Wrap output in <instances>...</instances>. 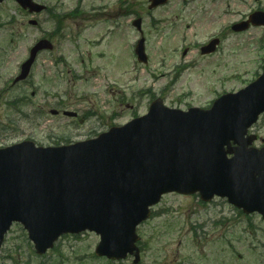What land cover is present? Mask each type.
<instances>
[{
  "label": "rangeland",
  "instance_id": "374dc122",
  "mask_svg": "<svg viewBox=\"0 0 264 264\" xmlns=\"http://www.w3.org/2000/svg\"><path fill=\"white\" fill-rule=\"evenodd\" d=\"M48 1L51 7L57 5V0ZM64 1L68 7L74 5L73 0ZM144 1L131 0V3L137 5L142 12L140 16L145 19L151 64L144 66L134 58L130 64L128 44L139 37L131 26L110 36L108 29L113 24L87 21L84 41L77 43L72 37L60 43L56 39L54 52L42 53L31 87H16L11 93L10 86H6L9 89L0 96V147L24 140L51 146L94 138L112 126L145 114L158 97L167 106L184 111L190 107H209L213 98L245 88L263 72L264 49L261 50L259 43L264 33L262 28L227 32L223 39L224 55L202 56L201 47L197 46L205 43L207 35L217 32L225 21L238 22L243 14L257 8L258 3L253 6L250 0H243L247 5L236 9L241 15L225 16L213 25L206 19L210 15L205 14L207 3L204 1L195 4L196 10L179 11L177 16H172L169 10H160L154 15L172 16L175 20L178 17V27L174 30L167 24L156 31L145 17L147 6L141 7ZM86 2L84 7L98 4L95 0ZM260 2L259 7L264 0ZM222 8L220 5V11ZM220 11L212 12L211 16L218 17ZM70 29L65 31L69 34ZM49 30H53L52 26ZM30 32L29 37L17 39V45L12 48L8 43L14 38L11 29L7 33L3 30L2 44L10 55L2 58V62H8L0 67V91L14 77L17 63L27 57L28 46L42 37L35 29ZM71 33L79 34L75 28ZM79 45L83 48V57L77 52ZM186 49L188 52L184 55ZM14 94L31 98L19 104L20 111L6 105ZM42 110L43 115H39ZM53 110L60 115H53ZM64 110L76 112L80 117L90 116L81 122L79 117L62 115ZM252 133L258 135L254 146L264 144V117ZM154 211L157 216L139 229L146 247L141 264H264V221L259 215L248 219L223 199L202 205L198 197L178 194L163 197ZM218 221L223 224H215ZM26 234L20 225L12 228L0 252L2 263L108 264L106 259L94 257L100 241L94 233H82L78 238L64 236L57 242V250L44 257L34 252ZM132 262L131 259L122 264Z\"/></svg>",
  "mask_w": 264,
  "mask_h": 264
},
{
  "label": "water",
  "instance_id": "95a60500",
  "mask_svg": "<svg viewBox=\"0 0 264 264\" xmlns=\"http://www.w3.org/2000/svg\"><path fill=\"white\" fill-rule=\"evenodd\" d=\"M223 100L208 113L149 117L77 146L44 149L24 142L0 150V246L19 222L43 254L62 234L107 219L118 206L141 204L144 210L172 191L199 190L206 201L227 197L264 215V149L248 150L254 138L239 136L264 111V76ZM217 139L219 145L208 144ZM220 139L241 146L232 160Z\"/></svg>",
  "mask_w": 264,
  "mask_h": 264
},
{
  "label": "flooded vegetation",
  "instance_id": "af4514ba",
  "mask_svg": "<svg viewBox=\"0 0 264 264\" xmlns=\"http://www.w3.org/2000/svg\"><path fill=\"white\" fill-rule=\"evenodd\" d=\"M200 1H204L207 3V6H206V16L207 15H210L209 18L207 17V21L210 23V25H213L216 21H221L223 19V17H220V14L222 13L223 10H225V14L228 15V14H237L236 13V9L240 6H243V1L242 0H168L167 3L156 9L155 11L157 10H161V9H172V10H175V11H178V7L180 5H183V9H188L190 8L192 5L193 7L195 6L194 4L197 3V2H200ZM147 2H151V0H147ZM255 2H258V0H250L249 3H255ZM172 4H174V7L173 8H169V6H171ZM220 5L223 6V8L221 9L220 11ZM208 7H212V9H208ZM16 12H15V11ZM7 11H14L15 13H17V16L19 15V17L17 18V20L15 18H12L11 16L9 17V19H11V24H8L10 25L11 27L14 28V31L16 30V28L24 33H28L29 31V28L30 26L29 25H32L34 24V22H39L35 19H32V17H34V15L36 14H32L30 11L26 10H21L16 3H14V0H0V33L3 31V13L4 12H7ZM47 11H49V8L47 9ZM220 11V14L218 17L216 16H211L212 15V12H219ZM259 9H257L256 11L252 12V14L258 12ZM39 16V15H38ZM50 17V16H48ZM221 38V37H220ZM1 43V42H0ZM10 43V46L15 48V45H16V39L15 40H10L9 41ZM3 53L2 50H0V58H1V54ZM6 54H9V51H5ZM11 53H13L11 51Z\"/></svg>",
  "mask_w": 264,
  "mask_h": 264
}]
</instances>
